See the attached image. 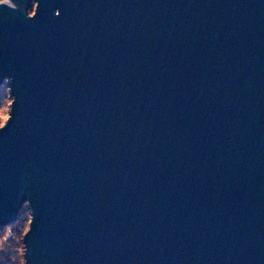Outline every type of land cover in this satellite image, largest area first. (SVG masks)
<instances>
[{
    "label": "water",
    "instance_id": "obj_1",
    "mask_svg": "<svg viewBox=\"0 0 264 264\" xmlns=\"http://www.w3.org/2000/svg\"><path fill=\"white\" fill-rule=\"evenodd\" d=\"M3 82L26 264H264V0H3Z\"/></svg>",
    "mask_w": 264,
    "mask_h": 264
},
{
    "label": "trees",
    "instance_id": "obj_2",
    "mask_svg": "<svg viewBox=\"0 0 264 264\" xmlns=\"http://www.w3.org/2000/svg\"><path fill=\"white\" fill-rule=\"evenodd\" d=\"M34 5H35L34 3L30 5L28 9L29 14H31L34 11ZM5 96L8 97L9 95H7L5 92ZM3 107H4L3 101H0V113L2 112ZM28 213L29 210L25 204L21 207L17 219L14 222L6 225H0V233H2V231H4L6 228L11 229V233L8 239L0 247V264H26L24 263L25 260L23 257L24 245H23L22 237L26 228V218L28 217ZM25 214H27V216H25ZM29 219H30V213H29Z\"/></svg>",
    "mask_w": 264,
    "mask_h": 264
},
{
    "label": "rangeland",
    "instance_id": "obj_3",
    "mask_svg": "<svg viewBox=\"0 0 264 264\" xmlns=\"http://www.w3.org/2000/svg\"><path fill=\"white\" fill-rule=\"evenodd\" d=\"M0 1H3V0H0ZM5 92H6L7 95H9L8 87L6 86L5 82H3L0 85V101H3V105H4V107L2 108V112L0 113V126L3 125L4 122L6 121V119L8 118V112H9L8 109H9V104H10V101H11L10 95L8 97L5 96ZM25 216H27V214H25ZM29 222H30V219H29V213H28V217L26 218V228H25V231L28 228V225H29L28 223ZM10 233H11V229L10 228H6L4 231H2V233H0V247L8 239ZM18 251H19V249H18Z\"/></svg>",
    "mask_w": 264,
    "mask_h": 264
}]
</instances>
